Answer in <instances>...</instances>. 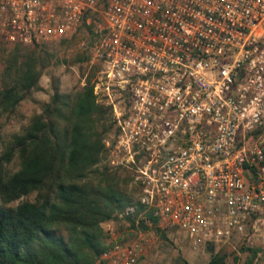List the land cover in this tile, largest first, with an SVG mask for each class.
Here are the masks:
<instances>
[{"label": "built area", "instance_id": "1", "mask_svg": "<svg viewBox=\"0 0 264 264\" xmlns=\"http://www.w3.org/2000/svg\"><path fill=\"white\" fill-rule=\"evenodd\" d=\"M83 32L111 110L107 166L140 188L125 215L264 264V0H0L9 44ZM146 230L119 242L107 224L100 259L137 264Z\"/></svg>", "mask_w": 264, "mask_h": 264}, {"label": "trees", "instance_id": "2", "mask_svg": "<svg viewBox=\"0 0 264 264\" xmlns=\"http://www.w3.org/2000/svg\"><path fill=\"white\" fill-rule=\"evenodd\" d=\"M0 51L2 128L40 89L39 78L53 54L40 44ZM95 72L73 93L60 92L56 84L50 101L19 131L5 136L0 131V264H97L110 245L102 223L125 214L139 196L130 169L102 165L112 121L110 107L95 99ZM15 158L13 171L8 165ZM32 194L33 200H20ZM140 209L124 218L134 225ZM146 216L156 221L150 212ZM139 226L147 229L142 220ZM156 230L162 236L166 232ZM254 254L243 264H250ZM210 255L207 264H228L223 250L212 249Z\"/></svg>", "mask_w": 264, "mask_h": 264}, {"label": "rangeland", "instance_id": "3", "mask_svg": "<svg viewBox=\"0 0 264 264\" xmlns=\"http://www.w3.org/2000/svg\"><path fill=\"white\" fill-rule=\"evenodd\" d=\"M81 40H84L86 44H81ZM66 41L67 42L63 43L59 41L41 44L44 49H47L53 54L50 65L43 70L39 78L38 86L40 89L33 90L31 96L23 100L18 106L15 115L6 121L2 128H0L4 136L13 131H19L34 113L41 112V104L50 101L56 84H58L60 92L73 93L83 86L92 70L97 72L98 67L90 61L91 44L88 42L87 34L83 32L80 38ZM13 46L14 44H9L0 35V50L3 48H12ZM2 69L3 65L0 62V73ZM91 79L93 78L91 77ZM111 129L105 134L104 139L109 136ZM104 164H107L106 157L104 161H102V165ZM8 168L13 171L18 168L17 158L8 165ZM33 198L34 194L23 197L20 200H33ZM17 202L18 201H14L11 205H15ZM124 215V212L123 214L120 213L116 217L102 223L108 241L110 237L107 233V224L115 231L116 241L132 242L138 240V232L143 231L139 225L135 227L138 216L134 218L135 222L134 225H132L128 219L124 218ZM144 232V250L137 264H140V262L141 264H145V262L146 264H207L210 259L211 247L206 248L202 245H198L194 249L182 236L177 234L175 230L166 231L164 236H162L161 232H158L156 228ZM212 249L215 252L221 250L226 252L228 254L226 257L228 264H242L247 256L238 246H215ZM97 264L111 263L99 258Z\"/></svg>", "mask_w": 264, "mask_h": 264}, {"label": "crops", "instance_id": "4", "mask_svg": "<svg viewBox=\"0 0 264 264\" xmlns=\"http://www.w3.org/2000/svg\"><path fill=\"white\" fill-rule=\"evenodd\" d=\"M143 263V262H142ZM140 264H141V262H140ZM145 264H146V262H145Z\"/></svg>", "mask_w": 264, "mask_h": 264}]
</instances>
